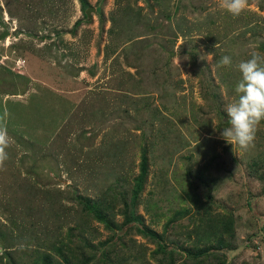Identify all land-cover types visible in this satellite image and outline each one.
<instances>
[{
  "label": "rangeland",
  "instance_id": "rangeland-1",
  "mask_svg": "<svg viewBox=\"0 0 264 264\" xmlns=\"http://www.w3.org/2000/svg\"><path fill=\"white\" fill-rule=\"evenodd\" d=\"M253 53L264 0L237 18L222 0H0V264H60V243L76 264H264V121L248 151L220 137ZM79 196L107 200L114 230ZM206 208L231 218L230 246L192 260Z\"/></svg>",
  "mask_w": 264,
  "mask_h": 264
},
{
  "label": "clouds",
  "instance_id": "clouds-1",
  "mask_svg": "<svg viewBox=\"0 0 264 264\" xmlns=\"http://www.w3.org/2000/svg\"><path fill=\"white\" fill-rule=\"evenodd\" d=\"M248 0H222V8L233 18H237L247 8ZM216 46V45H215ZM232 65V58L222 56L219 67ZM240 78L235 87L236 98L226 106L227 126L220 137L231 146L242 151L255 147L258 128L264 121V54L253 53L247 60L237 65ZM11 138L8 135L4 117H0V167L8 159Z\"/></svg>",
  "mask_w": 264,
  "mask_h": 264
},
{
  "label": "trees",
  "instance_id": "trees-1",
  "mask_svg": "<svg viewBox=\"0 0 264 264\" xmlns=\"http://www.w3.org/2000/svg\"><path fill=\"white\" fill-rule=\"evenodd\" d=\"M84 4V3H83ZM87 6V4H86ZM85 6V8H86ZM262 159V158H261ZM260 163H262V160H259ZM254 166H257L258 164L256 162L252 163ZM139 174L137 177H135L134 180V186L132 189V195L129 200V203L127 201L125 202L124 198H122L123 206H124V218L125 222H135V223H141V217L135 215V208L137 204V194L140 192L147 180V176L149 174V159L147 156L146 148H143V154L140 159L139 164ZM261 179V178H260ZM77 199L80 202V204L83 205L84 209L90 213L93 214L94 217H96V220L100 223H102L107 229L114 230L116 227L113 220L110 218V215L108 213V204L107 200L105 199H99L98 201H92V199L77 197ZM107 202V203H106ZM180 215V213H178ZM203 227L201 234L198 235V242L203 245L201 248H197L194 251L190 252L188 254V257L192 260H197L202 257H207L210 254H212L213 251H222L229 249V243L224 241L222 235L223 234H231L232 232V220L231 218H218L216 215H213V213L210 212V208H206L204 210L203 215ZM231 230V232H230ZM140 233L148 236L152 239H158V236L152 229H149L148 227L143 226V228H140ZM59 249H56V252L58 256L61 258L60 264H76L72 259V253L69 248L64 247L61 243ZM164 247L160 246L159 249L163 250ZM64 249L66 251H64ZM103 257H105V254H103ZM88 257L83 256L82 263L81 264H92V262L89 260L87 261ZM37 261H35L34 264H53L52 258L45 255H39L36 258ZM92 260V258H91Z\"/></svg>",
  "mask_w": 264,
  "mask_h": 264
},
{
  "label": "water",
  "instance_id": "water-1",
  "mask_svg": "<svg viewBox=\"0 0 264 264\" xmlns=\"http://www.w3.org/2000/svg\"><path fill=\"white\" fill-rule=\"evenodd\" d=\"M91 10H93V9H88L87 11H86V15L89 17L90 16V11Z\"/></svg>",
  "mask_w": 264,
  "mask_h": 264
}]
</instances>
